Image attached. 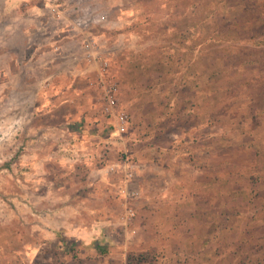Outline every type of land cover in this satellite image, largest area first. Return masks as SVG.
<instances>
[{"label":"rangeland","instance_id":"1","mask_svg":"<svg viewBox=\"0 0 264 264\" xmlns=\"http://www.w3.org/2000/svg\"><path fill=\"white\" fill-rule=\"evenodd\" d=\"M53 1L63 19L77 6L103 17L91 33L119 84L129 123L122 135L107 132L109 119L98 95L84 90L86 79L73 98L70 89L60 95V80L55 88L43 85L24 103L34 115L20 114L6 93L0 264H96V222L106 223L98 233L112 236L116 250L122 245L132 254L148 246L141 239L156 229L142 223L204 217L216 247L228 236L224 248L238 251L240 264H264V19L258 11L228 9L238 0H220L217 11L219 0ZM46 89L58 97L50 102ZM64 121L69 132L62 137L32 128ZM125 156L143 170L133 184L140 196L128 202L134 217L122 227L120 181L103 171ZM97 193L103 196L96 199ZM96 201L105 212L96 211ZM209 256L205 264H220Z\"/></svg>","mask_w":264,"mask_h":264},{"label":"crops","instance_id":"2","mask_svg":"<svg viewBox=\"0 0 264 264\" xmlns=\"http://www.w3.org/2000/svg\"><path fill=\"white\" fill-rule=\"evenodd\" d=\"M25 1L24 5H0V114L3 109L1 101L5 100L6 93H8L7 97L16 101L14 108H19L20 114L28 112V114L34 115L35 110L33 107L28 110L24 108L25 101L28 98L34 99L39 96L43 85L55 88L58 80L61 83V96L63 90L68 89L69 91L70 89L68 94L72 98L74 96L79 97L82 91L80 92L77 87L84 79L87 80L90 87L86 85L84 90L90 94L95 93L98 95L97 89L89 84L91 75L88 73L97 69V64H89L90 66H88L81 62L82 60L79 61L81 58L79 54L83 52L80 43L81 37L80 34H76L70 29V18L63 19L62 14L60 18L53 15L51 12L53 10V0ZM84 74H86V77H82ZM110 78L115 80L111 76V69ZM63 82L66 83V88H63ZM52 90H45V95L47 97L49 95L50 102L59 95L58 92L53 93ZM67 99H69V96H66L65 101L63 100L62 103L67 102ZM45 112L51 114L52 109L45 110ZM84 114L81 113L79 116L86 120L87 116ZM65 119H68V116ZM82 126L87 125L83 122ZM82 126L80 130H82ZM32 128L46 132V136L51 132V134L58 133L62 137L69 132L67 121L56 126L40 123ZM106 130L111 135L116 133L108 126H106ZM84 161L86 162V159ZM104 171L103 173H105ZM110 177L120 179L116 175H110ZM119 185H121L120 182ZM96 196L97 199L98 196L103 195L97 193ZM118 197L120 198L119 195ZM163 205L168 206L165 202ZM105 209H107V206L96 201L97 212H105ZM202 219L201 221L186 219L142 223L141 227L143 229H156L154 232L149 230L153 237L146 236L141 239L146 245V242H148V246L137 248L132 254H130L129 248H123L122 245H119L117 247L119 249L116 250L111 242L112 236L108 234V236H104L105 234L100 235L98 233V228L106 223L96 222V264H118L116 262L117 256H120V262H123V264H190V262L202 264V261L205 264L207 262L206 257L210 253L216 259L219 258L216 263L240 264L236 258L238 251L230 253L224 248V245L229 243V237H222L220 245L216 247L213 242L216 237L205 235L209 233L211 226L207 227L208 220L205 217ZM197 224H206L207 229L205 231L201 230L203 227L198 228ZM104 244L106 246H101ZM101 247L104 250V256L99 251Z\"/></svg>","mask_w":264,"mask_h":264},{"label":"built area","instance_id":"3","mask_svg":"<svg viewBox=\"0 0 264 264\" xmlns=\"http://www.w3.org/2000/svg\"><path fill=\"white\" fill-rule=\"evenodd\" d=\"M42 2L44 0H33ZM25 0H0V5L14 6L16 4L24 5ZM60 8V7H59ZM57 18L61 14L58 9L52 10ZM73 17L70 19L69 27L76 33L81 34L85 38L82 44L83 54L89 64H97V69L93 71V78H90V86L97 89L98 98L101 102L102 113L108 117V128H112L117 135H122L127 132L129 116L121 107L119 101L120 87L116 80L110 78V64L107 57L102 56L98 51V47L91 34L94 24L103 20L93 10L88 8H79L77 6L72 9ZM143 170V166L128 157H121L116 162L108 165L105 168L107 176L116 175L120 179L118 187V195L121 198L123 209H121L120 225L127 227V223L131 222L134 217V209L128 204L131 200H136L140 196L138 188L134 187V179L138 173Z\"/></svg>","mask_w":264,"mask_h":264},{"label":"trees","instance_id":"4","mask_svg":"<svg viewBox=\"0 0 264 264\" xmlns=\"http://www.w3.org/2000/svg\"><path fill=\"white\" fill-rule=\"evenodd\" d=\"M221 1L223 3H225L227 0H221ZM221 1L219 0V1L215 2V3H217L216 11L219 8V2L221 3ZM231 2L232 1H230V3H229L230 5H229L228 9H230V10L231 9H239L240 11H242V10L258 11V15L264 19V0H250V2L252 3L250 5L245 4V0H238L237 2L234 1L233 3H231ZM223 6H225V5H223ZM225 13L226 12L221 13L222 19H225V15H224ZM210 86L212 87L211 83H210Z\"/></svg>","mask_w":264,"mask_h":264}]
</instances>
